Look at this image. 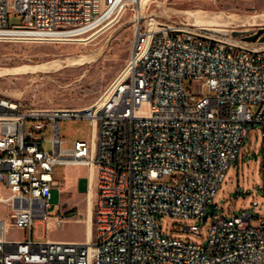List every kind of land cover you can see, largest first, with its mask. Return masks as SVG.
<instances>
[{
	"label": "built area",
	"instance_id": "1",
	"mask_svg": "<svg viewBox=\"0 0 264 264\" xmlns=\"http://www.w3.org/2000/svg\"><path fill=\"white\" fill-rule=\"evenodd\" d=\"M10 1L0 0V42L64 43L94 33L133 0ZM11 8L22 26H9ZM203 88L213 95L195 93ZM0 116L11 117V125H0V204L10 208L9 222L0 218V264H264V216L227 217L215 204L257 126L264 197V43L153 18L138 23L126 68L98 102L55 109L0 97ZM66 119L89 121L90 142L65 148L60 124ZM58 166L89 171L86 215L96 226L94 239L34 240L38 225L50 231L67 221L48 214ZM164 177L171 181L161 182ZM163 216L210 219L207 242L163 235ZM10 226L30 238L8 241ZM184 232L200 236L201 230Z\"/></svg>",
	"mask_w": 264,
	"mask_h": 264
},
{
	"label": "rangeland",
	"instance_id": "2",
	"mask_svg": "<svg viewBox=\"0 0 264 264\" xmlns=\"http://www.w3.org/2000/svg\"><path fill=\"white\" fill-rule=\"evenodd\" d=\"M151 1V2H150ZM133 0L125 7L126 12H116L114 20L117 22L105 30L97 39L88 45L64 43H30V42H0V68L11 69L23 66L43 64L48 61L64 59H85L94 52L105 50L100 61L84 67H73L52 74H28L6 76L0 78V97L15 102L28 104L40 108L79 109L86 108L107 93L126 68L132 43L134 40L137 19L144 27L145 22L157 19L177 24H190L187 12H202L212 16L231 18V16H247L264 14V0ZM144 3V4H143ZM14 0L10 5L14 6ZM119 17V18H116ZM116 18V19H115ZM120 19V20H118ZM8 23L10 27L22 26L23 18L15 8L9 10ZM126 28L119 33L121 27ZM223 29L207 28L215 31H226L223 39L244 42V37L233 38V32H257L259 27L241 26L235 23L222 26ZM264 28V27H262ZM107 42H109L107 44ZM5 73V71H4ZM188 91L194 90L190 81L184 82ZM208 96L207 88L195 92ZM213 95V93H210ZM29 129V126L27 127ZM62 139L66 142L65 148H73L76 142H90L92 128L87 120L66 119L60 124ZM49 132L42 133L49 139ZM43 149L49 151L50 144L44 143ZM262 166V131L257 126L251 130L237 160L228 170L224 182L218 190L215 204L219 206L224 216L239 215L246 212L253 217L264 216V197L261 195V168ZM78 182L80 199H76L61 206L59 191L52 190L50 204L52 208L48 214L62 215L67 221H61V227H52L45 230L44 225L35 228V241L50 239L55 242L84 241L88 218L86 215V192L88 187L89 171L85 167L76 168L73 173ZM67 176L65 167H56L54 179L64 181ZM170 177L161 179L169 183ZM8 196V192L3 193ZM65 193L61 201H65ZM62 202V203H63ZM257 202V206L253 203ZM68 209V210H66ZM10 208L0 204V218L9 222ZM94 219V218H93ZM158 224L163 235L189 242L204 245L207 242L210 219L204 223L194 220H183L173 217H159ZM197 225L200 227V236L184 232L185 228ZM30 238L29 233L16 227H9L6 239L8 241H25Z\"/></svg>",
	"mask_w": 264,
	"mask_h": 264
},
{
	"label": "bare ground",
	"instance_id": "3",
	"mask_svg": "<svg viewBox=\"0 0 264 264\" xmlns=\"http://www.w3.org/2000/svg\"><path fill=\"white\" fill-rule=\"evenodd\" d=\"M149 1L150 0H142V2H147V3ZM125 6H127V4H124L122 6L121 12H124V13L126 12V10L124 9ZM186 15H188V21L191 22V25L190 24H184V25L191 27V28H195L197 30L207 31L212 35H214L212 32L215 30H211L207 28L223 29L222 26L229 25L230 23H235L241 26H253V27H259V28L264 27V14L255 15L252 17L231 16V18H228V19L224 17L223 15L212 16L210 14L202 13V12H187ZM116 18H119V17H116ZM139 20H140V17H138L137 19L136 30L138 28ZM116 22L117 20L113 19L109 21L108 23L104 24L103 26H101L98 30H96L94 33L90 34L89 36H82L79 39H74L73 40L74 44L88 45L90 42L97 39V37L100 36L105 30H107L108 28H111ZM125 28L126 26L121 27L119 30V33L122 32ZM229 41H234V40H229ZM30 43H43V42H30ZM108 43L109 42H107V44ZM105 47L106 46H104L102 49L98 50L97 52H94L91 55L85 57V59H76V60H71V61L64 60V59H58V60L48 61L43 64L23 66L19 68H11V69L0 68V78L6 77V76L28 75V74H38V73L46 75V74H52V73H56L59 71H63V70L73 68V67H84L87 65H92L101 60ZM0 125H11V117L0 116ZM0 134H4V126H0ZM1 196H4V194L2 193ZM87 226L89 227H87L85 230L84 241H88L96 237V226H90L89 218H88Z\"/></svg>",
	"mask_w": 264,
	"mask_h": 264
},
{
	"label": "crops",
	"instance_id": "4",
	"mask_svg": "<svg viewBox=\"0 0 264 264\" xmlns=\"http://www.w3.org/2000/svg\"><path fill=\"white\" fill-rule=\"evenodd\" d=\"M58 167H63V166H58ZM76 168H81V167H79V166H66L65 170H66L67 176L65 177V180L62 182L56 181L54 179V174H53L54 181L59 184V188L57 190L59 191L61 206L64 203H67V202L81 198L79 193H78V182L75 179L74 175L72 174ZM54 173H55V169H54ZM64 193H65L66 199L63 202V201H61V196ZM66 210H68V209H66Z\"/></svg>",
	"mask_w": 264,
	"mask_h": 264
},
{
	"label": "water",
	"instance_id": "5",
	"mask_svg": "<svg viewBox=\"0 0 264 264\" xmlns=\"http://www.w3.org/2000/svg\"><path fill=\"white\" fill-rule=\"evenodd\" d=\"M213 34H217V35H223V36H227V32L226 31H213ZM245 36V37H244ZM232 37L233 38H238V37H244V41L248 42V43H256V42H260V43H264V28H259L257 30V32H233L232 33Z\"/></svg>",
	"mask_w": 264,
	"mask_h": 264
}]
</instances>
